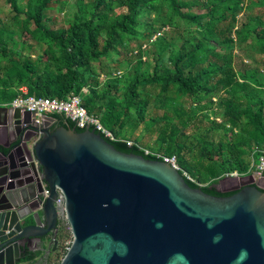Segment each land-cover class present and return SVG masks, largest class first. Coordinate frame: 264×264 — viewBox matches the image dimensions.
I'll return each mask as SVG.
<instances>
[{
	"label": "water",
	"instance_id": "obj_1",
	"mask_svg": "<svg viewBox=\"0 0 264 264\" xmlns=\"http://www.w3.org/2000/svg\"><path fill=\"white\" fill-rule=\"evenodd\" d=\"M39 121L0 106V264L55 251L57 189L71 234L58 264H264V179H228L233 194L208 195L92 129Z\"/></svg>",
	"mask_w": 264,
	"mask_h": 264
},
{
	"label": "trees",
	"instance_id": "obj_2",
	"mask_svg": "<svg viewBox=\"0 0 264 264\" xmlns=\"http://www.w3.org/2000/svg\"><path fill=\"white\" fill-rule=\"evenodd\" d=\"M49 1L33 0L30 10L21 21L23 34L39 48L34 58L22 54L24 47L32 46L25 40L21 41L22 47L18 52L6 48L1 40L0 31V56L3 59L0 67V104H7L20 96L19 88L25 89L26 96L35 98L64 99L67 96L77 95L86 112L94 115L113 136L114 140H109L100 135L115 150L159 161L153 155L144 154V150L135 143L128 146L124 139H116L124 124V117L125 119L128 117L133 106L136 120L142 122L150 99V93L144 92L143 87L170 84L180 97L196 101L200 93L210 95L222 89L228 96L220 100L223 106L220 122L212 124L213 128L222 129L224 142L214 144L212 141L200 140L198 142L200 161L193 167L185 164L180 154L183 146L177 145L175 140H168L162 153L159 154L174 157L181 171L195 180L194 183L183 177L188 187L199 188L205 194L217 197L233 194V192L219 194L214 186L224 174L246 173L248 168V160L244 159L246 145L249 155H254L264 148V79L257 76L256 69L243 65L235 71L226 57L231 54L234 45L231 34L235 23L233 14L235 3L232 4L229 0H212V7L207 13L208 20L199 25L196 17L182 12V9L186 8L185 0H115L119 7L125 8V12L111 17L107 12L110 11L113 0H90L73 14L72 22L66 29L56 32L47 30L42 25ZM9 2L16 18L19 10L14 0ZM256 2L264 8V0H256ZM154 3L169 10L166 19L152 18L150 21H142L143 15L156 10ZM218 7L220 14L215 16V9ZM171 15L195 24L201 30V39L197 40L194 37L190 40L185 39L176 50L175 57L168 58L171 67L164 68L161 75L153 74L149 79L142 78L137 81L134 73L128 74L129 82L123 93L124 102L117 101L114 93L110 92V89L116 88L117 80L121 76L107 79L104 85L102 84L103 87L99 88L97 76L92 72L91 65L100 62L109 52L120 49L123 46L122 36L132 41L139 35L144 37L147 45L152 44L160 48L161 44L165 43L163 33L170 28ZM27 23H31L30 28ZM142 27L147 30L138 33L137 29ZM7 34L10 35L11 32ZM249 34L255 36V41L263 55L261 64L264 67V36L262 34L257 36L254 29H250ZM141 47L140 45L138 49L133 50L134 54L132 52L138 63L141 61L144 49L141 50ZM198 57L202 59L212 57L215 62L207 60L205 69L198 67L192 73L196 68ZM211 68L216 71H211L210 77H203L205 71ZM101 101L103 102L98 104ZM93 110L99 111V116H96ZM50 116L56 120V123L76 131L83 130L75 127L62 114ZM241 120L244 128L241 133L235 132ZM162 141L161 136L159 142ZM196 183L203 186H198ZM60 239L61 236L58 235L57 240ZM41 254L39 251L29 253L25 260L34 262ZM50 255L51 253L46 257L44 264L48 263Z\"/></svg>",
	"mask_w": 264,
	"mask_h": 264
},
{
	"label": "rangeland",
	"instance_id": "obj_3",
	"mask_svg": "<svg viewBox=\"0 0 264 264\" xmlns=\"http://www.w3.org/2000/svg\"><path fill=\"white\" fill-rule=\"evenodd\" d=\"M9 1L0 0L1 40L6 48L13 52H18L22 47L21 41L25 40L27 44H31L32 46L30 48L24 47L22 54L31 55V58H34L35 54L39 52V48L31 43L28 36L23 34L21 27V21L30 10L33 0H14L16 8L19 10L16 18H14V13L11 11V3ZM89 1L50 0L44 12L43 27L56 32L66 29L72 22L73 14L80 7L88 4ZM229 1L232 4L235 3V9L233 10L235 23L231 34L234 45L231 54L226 57L229 59L230 66L235 71L239 70L242 65L250 69H256L257 76L263 80L264 67L261 64L263 55L255 41V36H250L249 30L254 29L257 36L261 34L264 36V33H261L264 32V8L256 0ZM111 2L110 11L107 12L109 17L125 12V8L119 7L115 0ZM184 4L186 8H183L182 12L196 17L199 25H202L208 20L207 13L212 7L213 2L212 0H185ZM153 5L156 6V10L143 15L142 21H150L152 18L166 19L165 16L169 14V10L164 6H157L156 3ZM218 14H220L219 7L215 9V16ZM222 23L220 22V24ZM26 25L28 28L31 27V23H27ZM169 27L163 33L165 43H162L160 48L152 44L147 45L144 37L139 35L133 38L132 41L126 40L125 36H122L123 46L120 49L109 52L100 62L91 65L92 72L97 76L99 88L103 87V83L107 79L121 76L117 80L116 88L110 89V92L114 93L117 101L124 102L123 93L129 82L128 74L134 73L137 81H140L142 78L149 79L153 74L161 75L164 68L171 67L168 58L175 57L176 50L185 39L190 40L192 37L197 40L201 39V30L195 24L187 23L176 15H171ZM146 30V28L142 27L138 28L137 32L144 33ZM8 32H11V36L7 34ZM207 44L208 42H206ZM140 45L142 46L141 50L144 49L142 50L141 61L138 63L137 58L134 57L135 55H132V52L138 49ZM166 45L168 46L166 47ZM207 60L215 62V59L212 57L207 59L198 57L196 68L192 70V73L198 67L205 69ZM2 62L3 59L0 56V67L2 66ZM213 70V68L211 70L207 69L203 77H210ZM136 89H138V86ZM143 91L150 93V99L147 102L142 122L136 120L133 106L128 117L126 119L124 117V124L116 139H124L127 142L135 143L138 147L151 154H161L167 141L175 140L177 145L183 146L180 154L183 156L185 164L190 167L199 164L198 142L200 140L212 141L214 144H222L224 142L222 129L213 128L212 124L213 122H220L223 112L220 100L228 96L222 89L210 95L200 93L198 101L180 97L175 88L170 84L167 86L161 84L154 86L146 85L143 87ZM102 102H98V104ZM93 113L96 116L100 114L97 110H93ZM180 124L183 126L181 127ZM243 128L244 124L241 120L238 122L235 132L240 131L241 133ZM161 136L163 141L159 142ZM241 138L244 139V136L241 135ZM246 147L247 145L244 147L245 161L249 158ZM186 175L189 177L187 173ZM226 180L219 181L214 186L216 190L221 191L223 190L222 188L227 190L233 185V182L227 181V183ZM192 181L195 183L194 179ZM196 184L203 186V184ZM64 247L65 245L59 243L58 240V245L55 251L51 253L47 264L59 261L63 255Z\"/></svg>",
	"mask_w": 264,
	"mask_h": 264
},
{
	"label": "built area",
	"instance_id": "obj_4",
	"mask_svg": "<svg viewBox=\"0 0 264 264\" xmlns=\"http://www.w3.org/2000/svg\"><path fill=\"white\" fill-rule=\"evenodd\" d=\"M118 73V72H117ZM118 75V74H117ZM20 96L13 99L7 104H0L11 109H19L20 113L29 112L34 117V122L39 124V117L41 115L50 116L52 114H62L70 122L74 124L75 127L79 129L89 128L94 132L100 134L101 136L108 138L109 140H114L113 136L100 124L98 119L91 114H88L85 108L82 106L81 99L77 95L67 96L64 99H49V98H35L32 96H26V91L24 88H19ZM39 136L37 135L32 139V142L37 141ZM126 145L130 146V142H126ZM144 154H150L155 156L159 161L168 164L171 168L176 170L181 174L182 177L193 182L190 177L186 175L185 172L176 164L174 157H165L160 154H151L147 151H144ZM35 168L37 169L36 162H34ZM254 174L262 179H264V148L258 150L254 155L250 154L248 158V168L245 174H237L236 172H231L224 174L223 179H232L239 176ZM37 176L40 179V174L37 172ZM57 195L54 199V208L56 213V227L58 229L61 239L59 243L65 245L63 248V254L67 250L71 242L70 228L66 221V216L64 212V200L63 196L56 190ZM48 191L45 186L42 184L41 191V203L47 197ZM59 261L53 263L58 264Z\"/></svg>",
	"mask_w": 264,
	"mask_h": 264
},
{
	"label": "crops",
	"instance_id": "obj_5",
	"mask_svg": "<svg viewBox=\"0 0 264 264\" xmlns=\"http://www.w3.org/2000/svg\"><path fill=\"white\" fill-rule=\"evenodd\" d=\"M6 141V137L5 136H1L0 137V143H4ZM41 255L39 257H37V260L34 264H44L43 260L40 259Z\"/></svg>",
	"mask_w": 264,
	"mask_h": 264
},
{
	"label": "flooded vegetation",
	"instance_id": "obj_6",
	"mask_svg": "<svg viewBox=\"0 0 264 264\" xmlns=\"http://www.w3.org/2000/svg\"><path fill=\"white\" fill-rule=\"evenodd\" d=\"M227 181H229L230 182V180H226V182ZM228 183V182H227ZM227 188V187H226ZM223 190H221V191H218L219 192V194H226V193H228V192H226V190H225V188H222ZM35 261V260H34ZM29 264H33V262H31V263H29Z\"/></svg>",
	"mask_w": 264,
	"mask_h": 264
}]
</instances>
